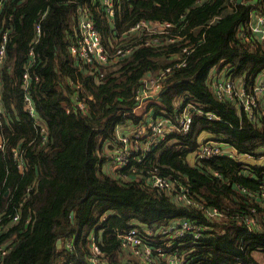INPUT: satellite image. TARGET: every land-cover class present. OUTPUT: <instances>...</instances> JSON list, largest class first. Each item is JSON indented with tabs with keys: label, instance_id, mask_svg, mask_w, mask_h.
<instances>
[{
	"label": "trees",
	"instance_id": "1",
	"mask_svg": "<svg viewBox=\"0 0 264 264\" xmlns=\"http://www.w3.org/2000/svg\"><path fill=\"white\" fill-rule=\"evenodd\" d=\"M116 6L110 17L101 0H4L0 27L9 28L11 38L1 66V130L8 146L0 149V213L8 226L0 243L9 241L12 249L3 264H172L176 255L185 264H260L254 253L264 251V207L258 199L264 164L257 159L264 155V105L250 115L238 100L219 98L212 84L224 74L243 78L248 89L258 82L264 42L243 34L252 12L264 11V0H117ZM80 9L92 16L109 52L130 49L104 76L99 66L80 67L70 52ZM141 20L162 27L133 30ZM31 47L35 62L28 90L47 126L46 141L24 101ZM149 72L161 75L160 102L138 114L135 94L144 90ZM79 83L83 95L92 96L87 112L73 104ZM188 104L195 114L187 132L169 131L150 149L133 153L129 166L113 167L112 151H106L119 145V126L132 135L149 119L174 124ZM204 139L251 153L253 161L198 159ZM13 145L26 153L24 170L17 167ZM152 171L187 187L193 202L153 186ZM213 207L221 213L209 215ZM17 212L20 219L12 223ZM247 216L256 222L249 225ZM183 221L199 226L201 236L193 229L177 233ZM134 226L143 238L137 245L120 235ZM170 226L171 232L162 233Z\"/></svg>",
	"mask_w": 264,
	"mask_h": 264
},
{
	"label": "built area",
	"instance_id": "2",
	"mask_svg": "<svg viewBox=\"0 0 264 264\" xmlns=\"http://www.w3.org/2000/svg\"><path fill=\"white\" fill-rule=\"evenodd\" d=\"M103 4V8L106 11V14L110 17H115L116 15V5L117 0H101ZM4 0H0V12L3 10ZM162 26L155 24L150 21L141 20L137 22L132 29L136 30L139 28H145L146 31H156ZM2 28L0 30V92H1V66L6 58L7 45L11 38V30L9 28ZM36 31L39 34L41 31L40 24L36 25ZM247 33H251L256 36L258 39L264 42V11L255 10L251 14V19L247 24V28L244 31L243 36L247 37ZM129 48L125 49L122 47H117L112 53L109 52L102 41V35L100 30L95 24L92 16L87 12L80 9V16L77 23L75 38L70 44V52L78 60L79 66L84 67L88 66L90 68H94L95 66H99L102 68V71L99 72V76H104L106 72V68L110 66L112 62H115L116 59L122 58L129 52ZM35 62V52L33 47L29 52V59L27 61L26 69L23 73L24 79V101L27 111L33 120V125L37 133L41 136L42 141H46L48 139V129L46 124L43 122L41 116L38 114L37 109L35 107L33 96L31 92L28 90V81H29V71ZM105 69V70H104ZM214 77V75H212ZM258 82L248 89L244 83L243 78H241L240 83L237 85L236 81L230 74H224L223 77H215L213 80L216 81V95L221 99H236L238 100L244 110L253 115L255 112V108L261 103L264 105V71L260 75ZM38 78V76H36ZM143 87L144 90L142 92H138L135 94V98L139 100V104L135 107L134 111L139 114V110L144 107V104L155 102L156 99H160V94L163 90V82L161 79V75L151 74L150 72L143 77ZM76 94H74V102L77 108H80L83 111H88L90 108L89 100L92 98L90 95H83L84 91L82 85L79 83L76 86ZM156 95V97H155ZM1 98V94H0ZM147 107V106H146ZM193 105L188 104L184 106L181 115H178L177 122L174 124H170L167 118H164L166 122L159 121L155 119H149V122L143 124L139 127L134 134H122L118 131V141L119 145L117 146V152L112 156V163L116 166L117 169L124 168L129 166L133 160V153L140 151L148 150L152 147L154 143H159L166 136V133L172 130H177L181 132H187L190 129L191 122L193 116L195 114L193 110ZM70 110V107L67 108ZM196 112H204L201 109ZM144 113V112H143ZM142 113V114H143ZM208 118H218L216 114L213 112H205ZM2 117H3V107L0 103V149L5 150L8 146L7 138L4 136L2 132ZM152 132V133H151ZM148 135V138L144 143H141L138 138L141 136ZM139 143V146L137 145ZM145 146L141 148V146ZM137 147V148H136ZM11 152L13 157L16 160V164L19 170H24L26 167L25 161V151L22 146L13 145L11 147ZM217 155H226L229 157H233L236 160H242L247 156H252L251 153L240 152L235 147L230 146L226 142L216 141L213 139L203 140L196 149L195 157L198 159H208ZM145 154H140L137 157V161L139 163L143 162L145 159ZM261 157H264L261 156ZM264 164V161H263ZM217 174V172H216ZM264 177V176H263ZM150 182L153 186L158 187L160 189H167L172 191L175 194V197L178 201H184L186 203H192L193 200L188 195V188L184 186L178 187L175 185L173 181L167 176H163L159 174L157 171H152L149 176ZM262 200V206L264 207V178L261 183V192L260 197L258 198ZM255 208H253L254 210ZM221 213L217 207H213L209 209L208 214L211 216H215L216 214ZM221 215V214H220ZM20 219V213L17 212L12 216L10 221L12 223H16ZM245 220L252 225L256 222V218L253 216H247ZM7 223H4L1 220L0 213V233H2L6 227ZM188 229H193L196 237H200V227L196 224H192L188 221H183L180 224L177 233H184ZM162 233L167 234L172 231V226L161 229ZM138 227L134 226L130 229L122 230L120 235L124 240L131 243V245H137L142 242V236L140 232H138ZM151 232V231H149ZM12 249V244L9 241L0 243V264H3V260L8 252ZM93 250L96 253H100L98 245L96 243L93 244ZM144 250H151L150 247L146 246ZM160 250V249H158ZM96 260V259H94ZM186 258L184 256L176 255L170 258L172 264H185ZM234 264H251L245 263L242 261H237Z\"/></svg>",
	"mask_w": 264,
	"mask_h": 264
},
{
	"label": "rangeland",
	"instance_id": "3",
	"mask_svg": "<svg viewBox=\"0 0 264 264\" xmlns=\"http://www.w3.org/2000/svg\"><path fill=\"white\" fill-rule=\"evenodd\" d=\"M116 60H118L117 58H115ZM105 70V69H104ZM105 71H107V68H106V70ZM217 75V74H216ZM223 77V76H222ZM234 80L236 81V83H237V85L240 83V78H234ZM215 86H216V81H214L213 82V84H212V87H213V91L215 92V94H216V90H215ZM155 97H156V95H155ZM155 102H160V99L158 100V99H156L155 100ZM147 104L148 103H146V104H144V107H143V109L141 108L140 110H139V114H142L146 109H148V107H146L147 106ZM159 121H164V122H166V120L164 119V118H159ZM125 127H127V126H125ZM125 127H119V133H121V131H122V129L123 128H125ZM205 135L204 134H202L201 135V138H203ZM144 143V142H143ZM137 145L139 146V143L137 142ZM141 146V145H140ZM145 146H141V148H144ZM137 148V147H136ZM111 151H112V155H114V154H116V152H117V149H112V150H110V148H108L107 149V154H111ZM245 158H251L250 160H252V156H247V157H245ZM259 161H263V159H264V157H258L257 158ZM253 161V160H252ZM112 165H113V167L115 168V169H117L116 168V166L114 165V163H112ZM60 248V247H59ZM260 258L263 260V262H264V251L261 253V256H260Z\"/></svg>",
	"mask_w": 264,
	"mask_h": 264
},
{
	"label": "crops",
	"instance_id": "4",
	"mask_svg": "<svg viewBox=\"0 0 264 264\" xmlns=\"http://www.w3.org/2000/svg\"><path fill=\"white\" fill-rule=\"evenodd\" d=\"M146 110H147V109H146ZM193 157H194V156H193ZM191 159H192V158H191ZM263 161H264V159H263ZM263 161H262V163H263ZM260 162H261V161H260ZM262 252H263V251H255V253H254L256 259L260 262V264H264L263 260L260 258Z\"/></svg>",
	"mask_w": 264,
	"mask_h": 264
},
{
	"label": "water",
	"instance_id": "5",
	"mask_svg": "<svg viewBox=\"0 0 264 264\" xmlns=\"http://www.w3.org/2000/svg\"><path fill=\"white\" fill-rule=\"evenodd\" d=\"M238 1L241 2L242 0H238ZM164 90H166V88ZM71 216L72 217L74 216V213L73 212L71 213ZM61 245H62V240H61V238H59L57 240V247H61Z\"/></svg>",
	"mask_w": 264,
	"mask_h": 264
}]
</instances>
